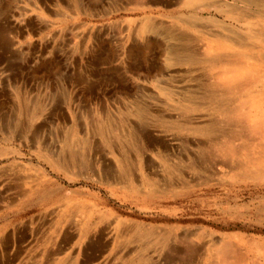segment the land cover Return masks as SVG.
Listing matches in <instances>:
<instances>
[{
  "label": "rangeland",
  "instance_id": "obj_1",
  "mask_svg": "<svg viewBox=\"0 0 264 264\" xmlns=\"http://www.w3.org/2000/svg\"><path fill=\"white\" fill-rule=\"evenodd\" d=\"M229 263L264 264V0H0V264Z\"/></svg>",
  "mask_w": 264,
  "mask_h": 264
},
{
  "label": "bare ground",
  "instance_id": "obj_2",
  "mask_svg": "<svg viewBox=\"0 0 264 264\" xmlns=\"http://www.w3.org/2000/svg\"><path fill=\"white\" fill-rule=\"evenodd\" d=\"M6 42V41H5ZM240 78V77H239ZM241 79V78H240ZM243 82V81H242ZM239 84V85H243V83L241 84V82L239 81V79L236 81V80H233V82H232V85L233 84ZM235 88V87H234ZM234 90V89H233ZM225 91V90H224ZM227 92V91H226ZM222 102V101H221ZM220 110V109H219ZM219 110H217V111H219ZM223 109H221V111H222ZM232 113H234V112H232ZM236 113V112H235ZM231 114V113H230ZM232 117V116H231ZM224 119H226V118H224ZM239 123V122H238ZM240 124V123H239ZM230 125V124H229ZM232 125V124H231ZM237 125V124H236ZM241 125V124H240ZM251 125V124H250ZM262 126V125H261ZM247 127V126H246ZM260 128V127H259ZM261 129V128H260ZM255 131L256 130H254V133H255ZM263 132V131H262ZM257 133H258V131H257ZM239 135V134H238ZM231 136H233V135H231ZM219 137V136H218ZM241 137V136H240ZM235 139V138H234ZM228 140H230V139H228ZM227 140V141H228ZM230 142V141H229ZM233 145V144H232ZM232 147V146H231ZM225 150V149H224ZM230 150V149H229ZM232 150V149H231ZM234 150V149H233ZM235 151H236V149H235ZM225 152H227V151H225ZM224 152V153H225ZM233 152V151H232ZM231 153V152H230ZM232 154V153H231ZM224 155V154H223ZM126 169V168H125ZM123 171V170H122ZM223 247V246H222ZM225 247V246H224ZM223 256L221 257V258H223L222 260H223V263H227L228 262V256H229V254H230V252H229V250H228V248L227 247H225V248H223ZM232 250V249H231ZM196 252V251H195ZM232 252V251H231ZM238 256V255H237ZM235 258V257H234ZM238 258V257H237ZM237 258H235V259H237ZM231 260V259H230ZM220 262V261H219ZM233 262V261H232ZM239 262V261H238ZM240 263V262H239ZM239 263H237V264H239ZM229 264H232V263H229Z\"/></svg>",
  "mask_w": 264,
  "mask_h": 264
}]
</instances>
